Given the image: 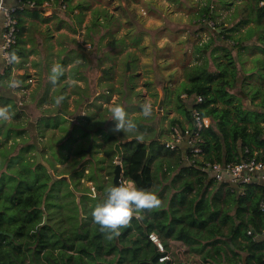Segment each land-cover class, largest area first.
Returning a JSON list of instances; mask_svg holds the SVG:
<instances>
[{
  "label": "trees",
  "instance_id": "obj_1",
  "mask_svg": "<svg viewBox=\"0 0 264 264\" xmlns=\"http://www.w3.org/2000/svg\"><path fill=\"white\" fill-rule=\"evenodd\" d=\"M34 1L35 7L23 8L22 12L35 14L37 9L43 12L47 8L44 4L51 2L48 8L52 10V16H56L55 30L62 27L58 16L62 5L65 12L74 13L78 9L74 14L78 22L82 20L83 9L90 8V0L75 3L72 0ZM258 1L207 0L200 6L195 22H200L201 18L207 24L211 21L213 38L230 39L232 49L237 50V58L222 45H215L212 53L206 55L203 49L212 44V38L195 44L196 60L179 65L182 80L172 86L173 78L169 75L164 86L162 109L157 112L160 121L166 120V125L160 122L155 128L143 124V120L151 117L142 115L141 106H127L125 110L131 112L128 118L138 119L133 120L137 131L121 133L127 139L110 131L108 142L118 143L120 147L135 146L131 153L123 155V175L134 181L137 188L150 190L153 187L154 177L148 161L155 156L168 159L166 172L174 173L171 179L173 192L169 195L161 191L155 193L161 200L160 207L145 210L141 218H133L131 226L121 229L120 234L112 239L106 238L93 222L91 213L99 203L97 198L86 193L77 196L69 188L67 179L58 178L61 173L52 174L56 164H63L67 158V153L61 150L65 149L64 142L59 147L54 146L65 133L67 117L71 113L67 98L76 94L78 97L73 102L78 106L86 92L76 82L63 81L66 77H76V66L65 70L70 60L66 53L58 60L64 74L57 83L54 85L49 79L43 81L40 78L37 88L29 93L26 91L30 83L25 80L30 75L16 74L15 80L20 84L15 90L21 95L20 104L12 96L0 95V107H7L12 113L9 121H0V264H156L154 250L147 239L150 232L157 233L166 246L168 239L181 242L185 258L201 255L204 262L231 261L225 254L227 244L222 240L229 235L242 241L238 242L240 249L252 252L250 256L255 264H264V243L259 237L263 227L259 203L264 185L244 184L241 189H236L228 183L215 182L199 168L206 162L236 163L248 157L264 161V7H260ZM232 8L226 17L218 20L220 12ZM238 11L243 12V17L229 25ZM91 16L88 30L98 24L108 26L113 17L105 8L97 7L92 9ZM225 25H229L228 29L220 33L216 31ZM67 28L75 31L73 27ZM22 30V20H18L12 62L1 64L0 81L9 75L13 65L20 69L27 60L29 52L22 46L25 42L21 38ZM253 37L254 42L249 43ZM253 46L259 47L251 49ZM244 51L249 54L242 55ZM15 57L19 58L17 62ZM35 64L32 61L31 65ZM132 79L129 75V85ZM68 86H71L70 91H67ZM145 86L148 88V84ZM39 89L42 91L38 92ZM128 89L129 94L135 93L133 87ZM113 90L114 85H108L105 92L88 102L84 113L76 116L80 124L95 121L94 134L101 133V123L106 122L108 113L97 99L109 102ZM182 94L201 96L202 100L196 106L210 120L208 127L200 131V158L180 146L160 152L164 141L170 138L171 127H191L190 107ZM61 96L64 99L57 105L56 98ZM30 101L35 102L38 109L33 120L27 112ZM58 109L66 116L58 113ZM169 110L178 115L168 117ZM110 121H107L108 126ZM140 135L142 141L137 139ZM150 148L156 152L150 154ZM37 151L49 165V170L36 163ZM106 153L110 159L108 167L114 168L112 153ZM185 157L192 163H187ZM82 171L72 172L71 177L81 175ZM91 178L89 175L88 180ZM85 189L83 191L89 192L88 188Z\"/></svg>",
  "mask_w": 264,
  "mask_h": 264
},
{
  "label": "rangeland",
  "instance_id": "obj_2",
  "mask_svg": "<svg viewBox=\"0 0 264 264\" xmlns=\"http://www.w3.org/2000/svg\"><path fill=\"white\" fill-rule=\"evenodd\" d=\"M76 1L78 0H72V3ZM206 2L207 0H90V8L83 9L80 22L74 16L78 9L74 13L65 12V7L62 5L58 10L62 24L60 30H55L56 16H52V10L48 8L51 2L44 4L47 8L43 12L37 9L38 12L35 14L19 13V20H22L23 25L21 38L25 41L22 46L29 53L22 68L17 69L13 65L9 75L0 81V95L12 96L19 105L20 93L15 90L16 88L9 87L12 81H16V74L30 75V78L25 80L26 83H30L26 91L29 93L37 88L40 78L43 81L49 79L48 72H51L53 65L58 64V60L66 53L69 54L70 60L65 70L76 66L77 74L75 78L66 77L63 81L76 82L80 85V89L86 92L83 94V101L78 106L73 102V99L78 97L76 94H71L67 98L68 109L71 113L67 117L65 133L58 141H63L68 137L63 143L65 149H61L67 153V158L63 164H56L57 168L52 171V174L61 173L58 178L67 179L69 188L77 196L86 193L89 197L95 196L99 203L105 199L112 183V175L109 173L113 171V168L108 167L110 159L106 152L112 153L110 156L112 163L121 164V179H125L123 155L131 153L135 146L120 147L122 157L117 158L115 143L108 142L111 132L119 137L123 135H121L123 132L112 131L115 122L111 120L110 109L114 105L119 104L125 109L127 106L138 107L145 103L150 104L153 114L149 120H143L142 123L155 128H158L160 122L166 125V120L160 121L161 116L157 112L162 109L160 103L163 100L164 86L169 80V75L173 78L170 83L172 86L182 80L179 65L181 62L192 63L196 60L195 44L199 45L212 38V44L203 49L206 55L212 53L215 45H222L228 47L234 58H237V50L232 49L230 39L213 38L210 26L202 18L200 22H195L196 12ZM95 7L105 8L113 17L108 26L98 24L92 30H88L91 24V11ZM232 10L233 8L230 11L220 12L218 20L226 17ZM241 17H243V12L238 11V15L230 21L229 25L235 24ZM99 21H102L101 16ZM229 25L226 26L229 27ZM67 27H73L75 31L72 32ZM202 27L205 30L201 31ZM253 42L254 37L249 40V43ZM59 50L62 52L58 53ZM80 50L87 53L90 63L83 55H78ZM247 54H249L247 51L242 53L245 56ZM18 60L19 58L15 57L14 61ZM32 61L36 63L35 66L31 65ZM127 63L129 64L128 70ZM247 64L249 65V62ZM1 69L2 66H0V72L3 71ZM262 74L264 75V70ZM129 75L133 77L130 85L128 84ZM110 84L114 85V90L109 102L105 103L102 98L97 99L103 107L108 109V113L106 122L101 123V133L94 134L95 121L90 124H80L76 116L84 113L83 109L88 106V102L105 92ZM147 84L148 88L145 86ZM130 87H133L134 94H129L128 88ZM70 89L71 86H68L67 91ZM150 93H155V95ZM125 111L128 117L131 116L130 111ZM27 112L33 120L38 113L35 102L28 103ZM177 115L178 113L172 110L167 113L168 117ZM132 120L136 122L138 119L132 118ZM107 121H110L109 126ZM90 126L93 128H89ZM124 136L120 138L127 139ZM58 142H55L54 146L59 147ZM89 146L90 150H88ZM149 151L150 154L156 152L153 148ZM160 152L165 153L166 149L162 148ZM167 161L168 159L160 156H155L148 161L154 177V185L149 191L154 193L161 191L168 195L173 192L171 179L174 173L166 172ZM80 169H83L81 175L74 174L71 177L72 172ZM89 175L92 176L90 181L88 180ZM85 188H88L89 192L83 191ZM178 256L180 257L181 253L178 252L175 259Z\"/></svg>",
  "mask_w": 264,
  "mask_h": 264
},
{
  "label": "built area",
  "instance_id": "obj_3",
  "mask_svg": "<svg viewBox=\"0 0 264 264\" xmlns=\"http://www.w3.org/2000/svg\"><path fill=\"white\" fill-rule=\"evenodd\" d=\"M258 5L264 7V0H259ZM34 0H0V65H9L12 62L11 51L17 42L19 13L23 8L35 7ZM210 27H213L211 21H207ZM1 65V66H2ZM189 104V120L191 127L187 125L184 128L179 126L171 127L170 138L164 141V148L174 150L178 146L187 149L192 156L200 158L201 148L198 146L200 141V131L208 127L210 120L203 116L196 106L200 103L201 96H186ZM187 163H192L185 157ZM199 168L217 183H228L231 187L241 189L244 184H263L264 185V161L256 157L244 158L239 162H206ZM128 181L120 179L122 182ZM259 209L263 215V227L259 234L264 243V191L259 203ZM156 258V264H177L175 255L183 253L181 247H167L160 236L155 232L147 234ZM182 264H192L188 261H182Z\"/></svg>",
  "mask_w": 264,
  "mask_h": 264
},
{
  "label": "clouds",
  "instance_id": "obj_4",
  "mask_svg": "<svg viewBox=\"0 0 264 264\" xmlns=\"http://www.w3.org/2000/svg\"><path fill=\"white\" fill-rule=\"evenodd\" d=\"M64 74L61 65L55 64L51 69L49 80L56 84L60 76ZM19 81H12L9 85L16 88ZM63 97L56 98V104L60 105ZM142 107V115L145 118L153 114L152 106L145 103ZM111 120L115 122L112 129L115 133H133L137 131V125L128 118L125 109L117 104L111 109ZM12 118V113L7 107H0V121L7 122ZM138 140H143V136H137ZM161 200L158 196L149 190L140 189L132 180L122 182L119 186L111 187L107 190L103 202L98 203L93 209L91 215L93 222L99 226L101 233L106 234V238L112 239L120 234L121 229L131 226L133 218L139 219L145 210H152L160 207Z\"/></svg>",
  "mask_w": 264,
  "mask_h": 264
},
{
  "label": "crops",
  "instance_id": "obj_5",
  "mask_svg": "<svg viewBox=\"0 0 264 264\" xmlns=\"http://www.w3.org/2000/svg\"><path fill=\"white\" fill-rule=\"evenodd\" d=\"M227 237H229V235H227ZM230 239L232 240L233 248H230L228 245L225 248V254L229 258H231V261H229V262H225V261H223V262H221V261L214 262V261H211V260L209 262H204L203 259L201 258V255H197L196 257L185 258L183 256V253H181V256L177 257V260H178L177 264H182V261H188V262H191L192 264H243L242 261H241V256H240V254H238L237 250L245 251L247 253L246 257H245V261L247 260V258H248V260L245 262V264H255L254 259L250 256L252 252L251 251H247V250H242V249H240L238 247L239 246L238 242H242V241L239 240V239L238 240H234L232 238H230ZM167 247H169V248L181 247L182 251L184 250V247H183L181 242L176 241V240H172V239H169V241L167 243ZM235 253L238 256H236Z\"/></svg>",
  "mask_w": 264,
  "mask_h": 264
},
{
  "label": "water",
  "instance_id": "obj_6",
  "mask_svg": "<svg viewBox=\"0 0 264 264\" xmlns=\"http://www.w3.org/2000/svg\"><path fill=\"white\" fill-rule=\"evenodd\" d=\"M226 29H228V26L225 25V26H222V27H218L216 29V31L218 33H220L222 31H225ZM79 52H80L81 55H83V57L87 60V62L90 63V60H89V57H88L87 53L85 51H82V50H80ZM126 68H127V70L129 69V64L128 63L126 64ZM58 113H61V114L65 115V113L62 112L61 110H58ZM67 139H68V137L64 138L63 141H60L57 144L60 145L61 143L65 142ZM114 148H115V151L117 153V158H121L122 157V151H121V148H120L119 144L115 143ZM88 150H90V146H89ZM35 156H36V163L37 164L40 163L43 166H45L48 170L50 169L49 165L45 161L42 160V158H41V156H40L38 151L35 152ZM112 173L113 174H112L111 187L119 186L120 185L121 175H122V166H121V164L115 163ZM62 178H64V177H62ZM222 240H224L230 248H233L232 240L229 237H223ZM237 252L241 256L242 263L245 264V262H246L245 261V257H246L247 253L245 251H241V250H237Z\"/></svg>",
  "mask_w": 264,
  "mask_h": 264
}]
</instances>
